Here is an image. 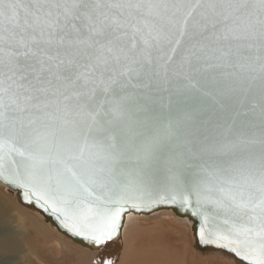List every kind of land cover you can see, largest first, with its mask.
<instances>
[{
    "label": "snow or ice",
    "instance_id": "snow-or-ice-1",
    "mask_svg": "<svg viewBox=\"0 0 264 264\" xmlns=\"http://www.w3.org/2000/svg\"><path fill=\"white\" fill-rule=\"evenodd\" d=\"M0 182L101 249L168 206L264 264V0H0Z\"/></svg>",
    "mask_w": 264,
    "mask_h": 264
},
{
    "label": "rangeland",
    "instance_id": "rangeland-1",
    "mask_svg": "<svg viewBox=\"0 0 264 264\" xmlns=\"http://www.w3.org/2000/svg\"><path fill=\"white\" fill-rule=\"evenodd\" d=\"M3 232L11 235L0 237V264H94L95 252L58 237L42 219L0 188V234ZM115 264L234 263L218 254L197 255L188 226L161 215L129 221Z\"/></svg>",
    "mask_w": 264,
    "mask_h": 264
},
{
    "label": "water",
    "instance_id": "water-1",
    "mask_svg": "<svg viewBox=\"0 0 264 264\" xmlns=\"http://www.w3.org/2000/svg\"><path fill=\"white\" fill-rule=\"evenodd\" d=\"M0 188L5 193L9 194L11 197L14 198V200L22 207L26 208L27 210H30L33 212L37 217L42 219L43 222H45L53 231L54 233L68 241L74 246L86 249L91 252H95V258H93V263L95 264L97 256L103 252V254L106 257H110L116 262L119 259L121 248L123 247L122 243V232L125 224L127 221H130L131 218L134 217L136 221H143L148 220L151 218H154L156 216L166 215L169 216L174 222L177 223H184L188 226L192 238V248L194 252L199 256L204 255H211V254H218L221 255L229 260H231L234 264H239V261L236 257L232 256L225 250L219 249L215 246H203V245H197L194 240V230L198 229V221H196L195 218L191 217L190 215H186L181 209L177 207H168V206H162L159 208L154 209L151 212L148 211H142V212H135L131 211L124 215L123 217V227L121 230V235L119 238L114 239L113 241L108 242V244L103 248H98L97 246L91 244L89 241L83 240L80 237H75L71 233L67 232L66 230L62 229L58 221L56 220V217L50 213L45 212L43 209L39 208L37 205L29 204L23 200V197L21 193L14 187H11L5 183L0 182ZM129 223V222H128ZM57 243V242H56ZM55 243V244H56ZM54 244V245H55ZM56 246V245H55ZM58 247V246H56Z\"/></svg>",
    "mask_w": 264,
    "mask_h": 264
},
{
    "label": "bare ground",
    "instance_id": "bare-ground-1",
    "mask_svg": "<svg viewBox=\"0 0 264 264\" xmlns=\"http://www.w3.org/2000/svg\"><path fill=\"white\" fill-rule=\"evenodd\" d=\"M134 218V217H133ZM133 218H131V220L130 221H134V219ZM128 222L129 221H127V223L125 224V226H127V224H128ZM125 226H124V228H125ZM50 228V227H49ZM124 228H123V231H124ZM13 233H14V231H13ZM25 233V232H24ZM4 234V235H3ZM3 234H0V237H5V236H7V235H11V232H3ZM13 235V234H12ZM122 243H123V232H122Z\"/></svg>",
    "mask_w": 264,
    "mask_h": 264
}]
</instances>
